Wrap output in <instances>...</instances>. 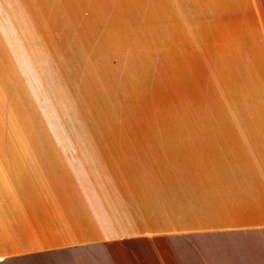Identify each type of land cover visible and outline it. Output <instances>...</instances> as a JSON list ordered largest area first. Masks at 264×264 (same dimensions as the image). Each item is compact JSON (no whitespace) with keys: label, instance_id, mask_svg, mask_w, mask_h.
<instances>
[{"label":"rangeland","instance_id":"374dc122","mask_svg":"<svg viewBox=\"0 0 264 264\" xmlns=\"http://www.w3.org/2000/svg\"><path fill=\"white\" fill-rule=\"evenodd\" d=\"M263 27L251 0H0V158L264 126Z\"/></svg>","mask_w":264,"mask_h":264},{"label":"crops","instance_id":"0c3cea01","mask_svg":"<svg viewBox=\"0 0 264 264\" xmlns=\"http://www.w3.org/2000/svg\"><path fill=\"white\" fill-rule=\"evenodd\" d=\"M170 131L0 158V264H264V126Z\"/></svg>","mask_w":264,"mask_h":264}]
</instances>
